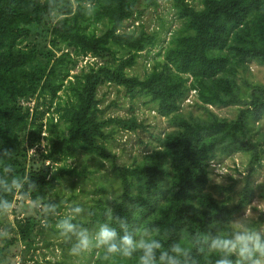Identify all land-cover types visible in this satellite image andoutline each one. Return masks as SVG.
Here are the masks:
<instances>
[{
	"label": "trees",
	"instance_id": "trees-1",
	"mask_svg": "<svg viewBox=\"0 0 264 264\" xmlns=\"http://www.w3.org/2000/svg\"><path fill=\"white\" fill-rule=\"evenodd\" d=\"M142 1L146 8L160 3L0 0V151L13 154L0 159V173L8 164L13 175H29L35 183L20 192L0 193L10 202L0 215L17 196L47 207L60 179L75 173L59 166L60 161L76 151L106 158L113 123L131 129L140 125L134 115L104 117L98 90L105 84L125 88L131 98L148 97L169 128L139 163L116 167L122 190L104 221L119 216L134 228L155 225L172 240H185L214 222L232 221L250 204L249 186L234 204L232 184H211L210 165L219 156L254 148L247 122L264 113V90L253 92L251 107L240 108L232 119L211 107L241 104L239 72L250 61L264 65V0H199V8L189 0H170L182 25L172 30L162 60L140 78L127 70L144 50L162 41L158 29L148 31L142 24L124 29L126 21L141 15ZM85 57L93 60L74 72ZM191 91L202 116L183 110ZM52 217L43 212L16 218L15 229L27 249L38 227L48 228L41 220ZM116 259L136 264L134 258ZM105 261L100 250L94 264Z\"/></svg>",
	"mask_w": 264,
	"mask_h": 264
},
{
	"label": "rangeland",
	"instance_id": "rangeland-1",
	"mask_svg": "<svg viewBox=\"0 0 264 264\" xmlns=\"http://www.w3.org/2000/svg\"><path fill=\"white\" fill-rule=\"evenodd\" d=\"M189 2L196 8L200 7L199 0ZM138 9L142 10L141 15L126 21L124 29L132 31L137 29L138 24H142L148 31L158 29L162 38L157 46L144 50L136 64L127 70L129 75L143 78L157 60H162V53L172 30L174 32L180 28L182 21L176 16L170 0H160L157 8H146L142 1ZM101 29L98 25L95 32L99 34ZM92 60L90 57L79 59L74 72ZM237 80L240 85L241 104L211 107L222 117L235 118L240 108L251 107L253 92L264 90V65L256 61L248 62L239 72ZM60 95L62 99H66L64 90ZM98 98L104 117L126 119L134 115L140 125L131 129L113 123L108 128L111 134L106 142V158L92 157L76 151L73 156L59 162V166L65 165L74 169L75 173H66L52 192L50 202L56 205L57 215L50 221L46 218L41 220V224L48 225V228L38 227L29 249L19 239L15 220L31 214L41 217L46 206L34 205L29 200L24 201L17 196L12 208L0 215V247H4L0 264H94L96 261L100 249L82 256H73L70 253L69 243L65 242L56 230L57 221L67 214L72 204L78 203L86 210V214L80 218V222L85 226L94 228L98 222H104L103 214L111 211L114 200L122 190L116 167L139 163L146 153L157 147L158 136H163L169 128L166 118L154 110L148 97L131 98L125 88L105 84L100 86ZM194 99V91H191L183 104V110L194 115H204V111L195 105ZM30 104L32 105L33 101H30ZM247 136L254 148L247 153L237 152L214 159L210 165L211 184H232L229 196L234 204L241 198L243 188L249 186L252 190L250 204L236 213L232 221L250 212L256 217L257 227L264 230V113L258 112L249 116ZM32 152L30 151L33 156ZM255 157L257 160L253 161ZM10 240L12 242L8 243ZM105 264L119 263L116 258H112L105 261Z\"/></svg>",
	"mask_w": 264,
	"mask_h": 264
},
{
	"label": "clouds",
	"instance_id": "clouds-1",
	"mask_svg": "<svg viewBox=\"0 0 264 264\" xmlns=\"http://www.w3.org/2000/svg\"><path fill=\"white\" fill-rule=\"evenodd\" d=\"M12 152L0 151V159H11ZM14 168L5 164L0 173V193L20 192L26 186L35 187L31 176L13 175ZM10 206L0 196V208ZM45 213L57 215V207L49 203ZM86 210L72 204L55 227L60 237L69 243L73 256H82L97 249L104 259L119 258L136 264H264V230L257 227L256 217L247 212L240 219L213 223L185 240H172L155 225L134 228L123 217L115 216L89 228L80 222Z\"/></svg>",
	"mask_w": 264,
	"mask_h": 264
}]
</instances>
